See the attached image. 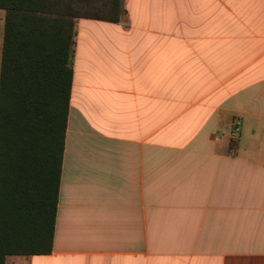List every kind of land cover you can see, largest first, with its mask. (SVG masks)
I'll use <instances>...</instances> for the list:
<instances>
[{"label": "crops", "instance_id": "obj_1", "mask_svg": "<svg viewBox=\"0 0 264 264\" xmlns=\"http://www.w3.org/2000/svg\"><path fill=\"white\" fill-rule=\"evenodd\" d=\"M122 2L76 21L51 251L4 264H264V0Z\"/></svg>", "mask_w": 264, "mask_h": 264}, {"label": "trees", "instance_id": "obj_2", "mask_svg": "<svg viewBox=\"0 0 264 264\" xmlns=\"http://www.w3.org/2000/svg\"><path fill=\"white\" fill-rule=\"evenodd\" d=\"M123 0H0V264L51 251L77 19L119 23Z\"/></svg>", "mask_w": 264, "mask_h": 264}]
</instances>
